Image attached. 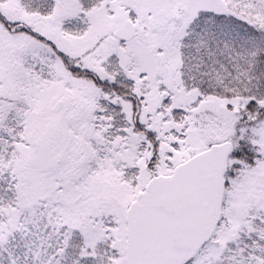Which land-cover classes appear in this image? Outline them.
<instances>
[{
	"label": "snow or ice",
	"instance_id": "6c2138e0",
	"mask_svg": "<svg viewBox=\"0 0 264 264\" xmlns=\"http://www.w3.org/2000/svg\"><path fill=\"white\" fill-rule=\"evenodd\" d=\"M0 264H264V0H0Z\"/></svg>",
	"mask_w": 264,
	"mask_h": 264
}]
</instances>
